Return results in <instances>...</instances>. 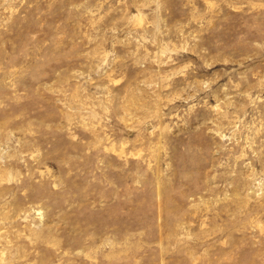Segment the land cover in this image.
<instances>
[{
	"label": "rangeland",
	"instance_id": "374dc122",
	"mask_svg": "<svg viewBox=\"0 0 264 264\" xmlns=\"http://www.w3.org/2000/svg\"><path fill=\"white\" fill-rule=\"evenodd\" d=\"M0 264H264V0H0Z\"/></svg>",
	"mask_w": 264,
	"mask_h": 264
}]
</instances>
